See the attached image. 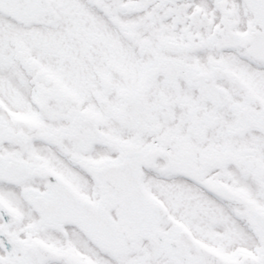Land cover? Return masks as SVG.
<instances>
[{
	"label": "snow or ice",
	"instance_id": "snow-or-ice-1",
	"mask_svg": "<svg viewBox=\"0 0 264 264\" xmlns=\"http://www.w3.org/2000/svg\"><path fill=\"white\" fill-rule=\"evenodd\" d=\"M0 264H264V0H0Z\"/></svg>",
	"mask_w": 264,
	"mask_h": 264
}]
</instances>
